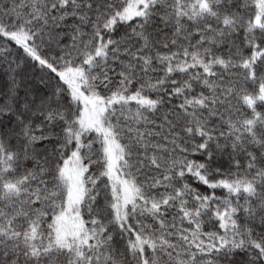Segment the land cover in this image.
<instances>
[{
	"label": "snow or ice",
	"instance_id": "6c2138e0",
	"mask_svg": "<svg viewBox=\"0 0 264 264\" xmlns=\"http://www.w3.org/2000/svg\"><path fill=\"white\" fill-rule=\"evenodd\" d=\"M0 264H264V0H0Z\"/></svg>",
	"mask_w": 264,
	"mask_h": 264
}]
</instances>
